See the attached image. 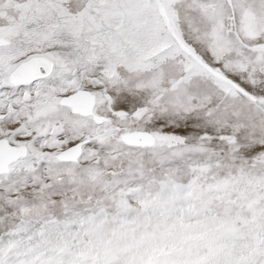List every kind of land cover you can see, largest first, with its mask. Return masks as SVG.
<instances>
[{"label": "snow or ice", "instance_id": "snow-or-ice-1", "mask_svg": "<svg viewBox=\"0 0 264 264\" xmlns=\"http://www.w3.org/2000/svg\"><path fill=\"white\" fill-rule=\"evenodd\" d=\"M0 264H264V0H0Z\"/></svg>", "mask_w": 264, "mask_h": 264}]
</instances>
